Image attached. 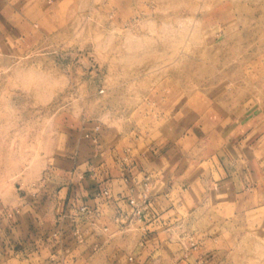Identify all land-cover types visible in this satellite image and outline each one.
I'll return each mask as SVG.
<instances>
[{
	"label": "rangeland",
	"instance_id": "rangeland-1",
	"mask_svg": "<svg viewBox=\"0 0 264 264\" xmlns=\"http://www.w3.org/2000/svg\"><path fill=\"white\" fill-rule=\"evenodd\" d=\"M94 126L139 140L249 131L246 166L264 182V0H45L41 20L0 44V200L37 189ZM183 227L219 264H264V208L203 210Z\"/></svg>",
	"mask_w": 264,
	"mask_h": 264
},
{
	"label": "crops",
	"instance_id": "crops-1",
	"mask_svg": "<svg viewBox=\"0 0 264 264\" xmlns=\"http://www.w3.org/2000/svg\"><path fill=\"white\" fill-rule=\"evenodd\" d=\"M44 5L0 0V44L41 20ZM92 129L71 136L37 189L0 200V264H219L215 248L177 237L189 234L184 221L203 210L246 218L264 208V182L246 166L257 150L252 132L234 137L231 126L212 142L198 127L147 140ZM145 176L148 208L127 224L128 198L139 197Z\"/></svg>",
	"mask_w": 264,
	"mask_h": 264
},
{
	"label": "built area",
	"instance_id": "built-area-1",
	"mask_svg": "<svg viewBox=\"0 0 264 264\" xmlns=\"http://www.w3.org/2000/svg\"><path fill=\"white\" fill-rule=\"evenodd\" d=\"M92 131L94 133H97L98 131V127L94 126ZM85 136L87 137H91L92 140L95 142L96 141V136L95 135H89V133H86ZM149 185H150V181L148 176L144 177L143 180V189L139 194L138 198H128V202L129 204L132 206L133 210L127 220V224L133 219L137 222H141L143 220V212L148 208V204L150 202V193H149ZM102 194L107 195L108 191L107 190H103ZM80 211H85L86 207L82 206L79 208ZM141 231L144 232L145 228L142 226ZM130 259V257H129Z\"/></svg>",
	"mask_w": 264,
	"mask_h": 264
}]
</instances>
